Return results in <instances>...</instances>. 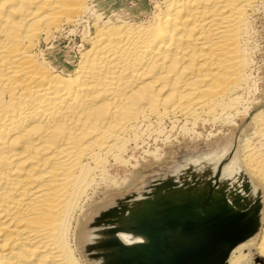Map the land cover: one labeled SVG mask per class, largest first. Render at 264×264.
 <instances>
[{"label": "bare ground", "instance_id": "obj_1", "mask_svg": "<svg viewBox=\"0 0 264 264\" xmlns=\"http://www.w3.org/2000/svg\"><path fill=\"white\" fill-rule=\"evenodd\" d=\"M155 3L103 19L90 0H0V264H86L80 228L95 204L179 136L200 143V127L212 130L206 145L242 136L223 153L186 157L172 184L138 195L109 224L132 246L147 242L136 232L144 217L167 205L227 206L244 232L227 264L264 259V90L255 98L254 69L264 0ZM89 15L76 64L58 62L60 34Z\"/></svg>", "mask_w": 264, "mask_h": 264}, {"label": "rangeland", "instance_id": "obj_2", "mask_svg": "<svg viewBox=\"0 0 264 264\" xmlns=\"http://www.w3.org/2000/svg\"><path fill=\"white\" fill-rule=\"evenodd\" d=\"M157 1L158 0H90V3L93 13L101 14L103 15V19H106L108 17L125 18L142 16L146 12H151ZM91 22L93 24L94 19L89 15L75 26L76 29L74 27L67 28L65 33L63 32L60 34L62 37L57 39L55 43L54 54V58H56L58 62L60 61V63L63 64H76L79 51L83 46L82 37L84 32L89 31L88 33L85 32V34L92 35ZM258 25L260 27L259 29H261V35L257 38L258 48L254 53V69L256 82L259 86L258 91L255 93V98L261 97L264 90V16L260 17ZM83 28L86 29L84 30ZM85 34L84 37L86 36ZM252 98L254 97L252 96ZM246 123H244L243 126ZM209 128L210 127H207V130L204 129V131L202 127L199 128V131L202 130L201 132H204L205 138H207L206 136L212 131L211 128ZM225 133L230 134L229 136L232 134L231 132ZM241 136L242 131L240 129L237 130L235 135L231 138L221 135L218 139L210 141L209 145L205 144L207 142L205 138L199 143L196 139H191L190 137L184 139L179 136V142L174 141V146L171 149H165L166 151L162 161H156L155 158L152 157H147L149 160L147 162L141 159V166L138 168L139 170L136 169L131 171V173L129 172V174L127 173L129 180L128 185L125 188L113 190L110 193L111 195L109 194L106 198L97 202L95 207L87 215V219L83 221L80 228V238L82 256L85 259L86 264H109L119 254V243L124 246L126 245V242L123 239L125 229L121 226L109 224L110 222L112 223L114 219H108V215L117 212V210L124 204L133 202L138 195L144 194L145 197L149 199L151 197L149 196L151 191L156 188L155 186L172 184L173 180H168L172 177L171 173L180 167L186 157L192 155L201 156L223 153L227 148L231 147L228 142L233 143L234 146L237 147V143L240 141ZM191 141L193 142L191 143ZM140 156V154L137 155V157ZM220 174L221 171L219 169L213 176L212 181L215 183L217 181L220 182L222 178ZM199 179L202 181L209 178L202 177ZM164 185L161 187H164ZM168 185H165V187ZM168 189L170 190V188ZM256 206L259 208V217H261L264 213V190H261ZM246 219L247 217H245L242 222H245ZM260 223L264 225V219L260 220ZM258 233L255 236H258ZM254 259V264L256 262V264H264V259L258 256Z\"/></svg>", "mask_w": 264, "mask_h": 264}, {"label": "water", "instance_id": "obj_3", "mask_svg": "<svg viewBox=\"0 0 264 264\" xmlns=\"http://www.w3.org/2000/svg\"><path fill=\"white\" fill-rule=\"evenodd\" d=\"M211 207L184 199L153 211L136 228L147 242L119 243V254L109 264H227L244 232L236 229L230 207Z\"/></svg>", "mask_w": 264, "mask_h": 264}]
</instances>
